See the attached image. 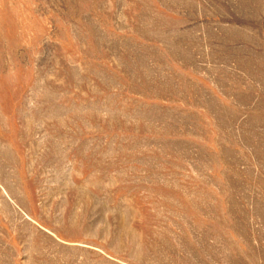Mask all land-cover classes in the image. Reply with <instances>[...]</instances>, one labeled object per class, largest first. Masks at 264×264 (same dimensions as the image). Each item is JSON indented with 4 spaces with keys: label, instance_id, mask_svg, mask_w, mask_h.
<instances>
[{
    "label": "rangeland",
    "instance_id": "obj_1",
    "mask_svg": "<svg viewBox=\"0 0 264 264\" xmlns=\"http://www.w3.org/2000/svg\"><path fill=\"white\" fill-rule=\"evenodd\" d=\"M0 264H264V0H0Z\"/></svg>",
    "mask_w": 264,
    "mask_h": 264
}]
</instances>
